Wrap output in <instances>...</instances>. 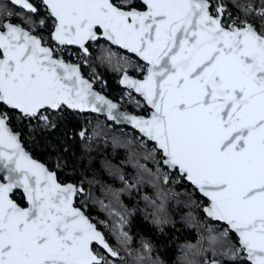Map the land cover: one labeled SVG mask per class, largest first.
<instances>
[{"label": "snow or ice", "instance_id": "1", "mask_svg": "<svg viewBox=\"0 0 264 264\" xmlns=\"http://www.w3.org/2000/svg\"><path fill=\"white\" fill-rule=\"evenodd\" d=\"M93 45L146 115L123 112L94 90L81 63L66 59L89 65ZM65 109L106 113L141 134L111 137L113 155L125 154L101 161L122 184L102 185L110 204L92 196L95 174L62 180L11 127L27 119L54 128ZM87 132L79 136L100 135ZM164 167L190 183V199L204 198L191 201L207 219L189 213L205 234L184 246L185 264H264V0H0V264H159L148 241L133 247L120 193L151 184L155 198L143 199L165 222L160 213L179 194L165 187ZM17 190L23 203L13 199ZM90 200L113 217L115 245L102 230L106 222L89 214Z\"/></svg>", "mask_w": 264, "mask_h": 264}, {"label": "trees", "instance_id": "2", "mask_svg": "<svg viewBox=\"0 0 264 264\" xmlns=\"http://www.w3.org/2000/svg\"><path fill=\"white\" fill-rule=\"evenodd\" d=\"M103 43L101 41L102 45ZM111 50L117 56H128L130 59L136 60L134 57L126 55L113 47ZM76 51L73 50L72 52L75 53ZM90 51L93 53V58L89 65H81L83 74L89 80L99 78L100 83L97 86L109 98L119 102V97L125 93L118 84L121 73L113 70L107 61L102 62L97 58L100 56V52L95 45ZM93 73L96 74L95 77ZM129 73L135 75L134 69H129ZM122 106L130 112L146 115L144 110L137 112L135 104L130 102L129 99ZM53 120L56 124L54 128H45L35 120H23L11 127L20 134L27 150L50 169L56 170L62 180L67 182L86 181L95 174L99 183L90 186L92 196L96 201L110 204L113 200L112 194L102 185L107 184L113 189H118L122 187V184L102 170L101 161L108 157L115 162L117 158H123L125 154L124 149L118 148L115 150V156L113 155L111 137L115 135L121 138L140 140L139 135L126 128L115 127L103 118L74 113L67 109L64 110L62 116H54ZM84 129L88 130L87 134L89 136L93 135V129L100 131V135L94 137L92 141L86 140L79 136V132ZM106 136L108 138L107 144L104 143ZM152 147L150 143L147 144L148 149ZM57 161L60 162L62 168L56 169ZM141 162L147 163L148 167L155 171L152 162L143 160ZM162 170L164 171V168ZM133 171L130 166L126 169L128 173ZM166 173L169 176L170 183L165 187L172 188L179 195L170 198L166 202L163 212L160 213L165 222L158 223L154 219L151 215L153 208L143 199L145 196L155 198V189L151 184H141L138 186L139 190L134 189L130 192L120 193L121 203L130 212L126 230L133 237V247L139 248L142 240H146L151 244L152 257L154 260L159 261V264H185L183 257L188 250L184 246L189 243L195 244L199 235L205 234L204 228L189 223L188 219L189 213H191L201 223L206 220L200 208L191 202L195 200L199 203L203 198L196 193L190 199L185 193L193 192V188L184 180H181L178 174L170 176L168 172ZM85 186L89 187L87 183ZM13 199L18 203H23V196L18 192L13 196ZM88 212L94 219L106 222L108 227L102 230L109 235L111 242L115 245L117 243L116 236L111 231L114 219L109 216L108 210L101 207L99 203L90 200ZM208 223L211 224L212 222L208 221ZM196 259H202V257H196ZM225 264H229V262L225 261Z\"/></svg>", "mask_w": 264, "mask_h": 264}, {"label": "water", "instance_id": "3", "mask_svg": "<svg viewBox=\"0 0 264 264\" xmlns=\"http://www.w3.org/2000/svg\"><path fill=\"white\" fill-rule=\"evenodd\" d=\"M112 47H113L114 49L120 50V51L123 52L124 54L129 55V56H131V57H134V58L136 59V57H135L134 54L127 53L126 50L120 49V48H118V46H112ZM72 50H76V49H75V48H72ZM85 78H86V77H85ZM120 80H121V76H120V78H119V80H118V84H119L120 88H121L122 90L130 91L125 85H123V84L120 83ZM93 87H94V90H95V91L100 92V93H101L102 95H104L106 98L112 100L111 98H109V97L106 95L105 92H103L101 89H99L98 87H96L94 84H93ZM133 94H134L135 97L141 99V98L139 97L138 94H136V93H133ZM112 101H113L114 103L119 104V105H120V108H121V110H122L123 112L128 113V114H132V115H140V114L135 113V112H130L129 110H127L126 108H124L120 103H118V102H116V101H114V100H112ZM67 110L70 111V112H74V113H79V114H83V115L96 116V117H99V118H103L106 122L112 124V125L115 126V127L129 129V130L133 131L134 133H136V134H138V135L141 136V134L139 133V131H138L137 129H135L132 125L128 124L127 122L117 123V122H114V121L108 120V119H107V116H106V113H93V112H84V113H80V112H76V111L69 110V109H67ZM25 120H27V119H25ZM27 121H28V120H27ZM13 131H14V130H13ZM14 132H16V131H14ZM20 137H21V136H20ZM21 142H22V144H23L25 150H26V151H27V152L33 157V159H35L36 161H38V162H40V163H43L40 159H38L37 157H35L30 151L27 150L26 146L24 145V142H23L22 138H21ZM148 143H150V144L154 147V145H153L152 142H148ZM43 164H45V163H43ZM45 165H46V164H45ZM164 169L168 171V173H169L170 176L173 175V174H178V173H176L174 170H169V169H167L166 167H164ZM0 175H3V174L0 173ZM178 176H179V174H178ZM179 177H180V176H179ZM184 181H185V180H184ZM185 182H186L189 186H191L189 182H187V181H185ZM17 192L20 193V194L22 195V191L17 190V191H14L13 196H14ZM197 194L200 196L199 193H197ZM201 198H203V197L201 196ZM203 199H204V198H203ZM206 219H207V218H206ZM210 222H211V221H210Z\"/></svg>", "mask_w": 264, "mask_h": 264}, {"label": "built area", "instance_id": "4", "mask_svg": "<svg viewBox=\"0 0 264 264\" xmlns=\"http://www.w3.org/2000/svg\"><path fill=\"white\" fill-rule=\"evenodd\" d=\"M71 52L73 51L72 49L70 50ZM66 59H68V60H70L71 62H75V63H81V65L83 64L80 60H78V58H77V56L76 55H69V54H66ZM91 82H93V84L96 86V87H98L97 86V84L98 83H100V79L99 78H91V80H90ZM99 89H101L100 87H98ZM102 90V89H101ZM103 91V90H102ZM125 91V93L121 96V97H119V99H118V103H120L121 105L125 102V101H127L128 100V92L129 91H126V90H124ZM133 97L135 98V99H139V98H137V97H135L134 96V94H133ZM136 109H137V112H141V111H143L142 109H138L137 107H136ZM104 120V119H103ZM21 122V120H18V119H13V121H12V123H11V126H15L16 124H19ZM108 123V122H107ZM110 124V123H109ZM112 125V124H111ZM129 130V129H128ZM129 131H131V130H129ZM131 132H133V131H131ZM20 135V134H19ZM139 137L141 138V136L139 135ZM159 157V156H158ZM159 159V158H158ZM164 172H168L167 170H165L164 169Z\"/></svg>", "mask_w": 264, "mask_h": 264}]
</instances>
